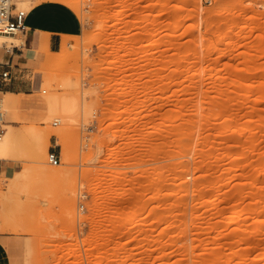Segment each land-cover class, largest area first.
<instances>
[{"label":"rangeland","instance_id":"374dc122","mask_svg":"<svg viewBox=\"0 0 264 264\" xmlns=\"http://www.w3.org/2000/svg\"><path fill=\"white\" fill-rule=\"evenodd\" d=\"M60 1L85 29L15 96L12 264H264V0Z\"/></svg>","mask_w":264,"mask_h":264},{"label":"crops","instance_id":"0c3cea01","mask_svg":"<svg viewBox=\"0 0 264 264\" xmlns=\"http://www.w3.org/2000/svg\"><path fill=\"white\" fill-rule=\"evenodd\" d=\"M28 1V0H27ZM32 0H29L31 3ZM26 17L27 31L14 35L20 43L0 46V73L9 71L11 77L2 80L0 90L15 95L30 93L34 84L29 79L31 65L38 52L46 47L48 53L60 52L72 37L83 34L85 26L76 8L60 0H33ZM17 93V94H16ZM12 166V159L0 157V177ZM0 264H12L9 249L0 235Z\"/></svg>","mask_w":264,"mask_h":264},{"label":"bare ground","instance_id":"6f19581e","mask_svg":"<svg viewBox=\"0 0 264 264\" xmlns=\"http://www.w3.org/2000/svg\"><path fill=\"white\" fill-rule=\"evenodd\" d=\"M13 1H15L14 3H16L17 6L19 5V6L24 7V8L29 10V8H30L29 5L32 4L33 0L31 1V3L29 2V0L28 1L27 0H13ZM12 37H14V35H12V34L0 33V46L5 44V42H7V40L9 38L11 39ZM14 38H16V37H14ZM52 94L53 95H51V93H50L49 94L50 96H48V97H46V95L44 94L45 96H43V97H45V100H43L42 102H40V101L38 102V103H44L45 106L48 108V111L46 110L45 115L50 114V113L55 115V113H60L58 111H61L63 114L62 115V117H63L66 113L68 114V112L66 110H68V111L69 110H71V111L75 110L77 103H78L77 100H75V99H77L75 96H67V95L64 96L62 94H54V93H52ZM20 95L25 96V95H28V93L18 94V96H20ZM15 96H16L15 93L12 94V93L3 92L0 90V117L3 114V116L6 118V123L4 124V128H3L4 132H3L2 138L0 139V157L9 158L14 154V152H16V148H17L16 142L19 138V132H21V131H20V129H18L14 125V123L17 121L14 117L15 110L17 108L19 109V108L30 107L36 103V101H34L31 98H24L23 97V98L19 99V97L16 98ZM65 111H66V113H65ZM74 112H76V111H74ZM70 114H72V112ZM47 116H50V115H46V117ZM68 116H70V115H68ZM43 117L45 118V116H43ZM19 118L20 117L18 115V120L22 119V118H20V119ZM44 118H42V119H44ZM60 118H61V116H60ZM64 118L66 119V117H64ZM46 120H48V119L46 118ZM60 133H58L59 144L63 145V147L66 149V148H68V141L66 140L65 136L63 134H60Z\"/></svg>","mask_w":264,"mask_h":264},{"label":"built area","instance_id":"2783aa9c","mask_svg":"<svg viewBox=\"0 0 264 264\" xmlns=\"http://www.w3.org/2000/svg\"><path fill=\"white\" fill-rule=\"evenodd\" d=\"M28 11L24 9H18L16 3L13 0H0V33L4 34H23L27 31L26 26V17ZM11 77L9 71H4L0 73V83L2 80H7ZM59 124L58 120L53 122V125L56 126ZM4 129L0 124V139L2 138ZM49 162L52 165H58L60 163V155L54 151H49Z\"/></svg>","mask_w":264,"mask_h":264}]
</instances>
